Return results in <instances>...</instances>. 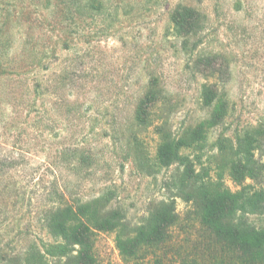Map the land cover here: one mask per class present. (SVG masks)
<instances>
[{"label": "rangeland", "instance_id": "1", "mask_svg": "<svg viewBox=\"0 0 264 264\" xmlns=\"http://www.w3.org/2000/svg\"><path fill=\"white\" fill-rule=\"evenodd\" d=\"M205 84L227 109L222 122ZM201 123L213 168L219 141L264 132V0H0V264H24L34 244L53 264L45 220L57 206L109 193L131 225L143 222L176 193V165L156 163L161 129ZM257 156L264 163V147ZM176 201L184 218L191 203ZM247 217L264 226V212ZM191 224L178 226L166 264L192 253ZM96 248L102 264H128L114 232Z\"/></svg>", "mask_w": 264, "mask_h": 264}, {"label": "trees", "instance_id": "2", "mask_svg": "<svg viewBox=\"0 0 264 264\" xmlns=\"http://www.w3.org/2000/svg\"><path fill=\"white\" fill-rule=\"evenodd\" d=\"M213 60L214 56L199 58L215 72ZM202 92L206 102L213 105L215 119L222 122L227 109L218 92L208 84ZM203 123L179 136L161 129L156 163L162 168L176 165L171 176L176 193L153 202L140 224L131 225L126 213L111 205L109 193L86 203L49 210L45 221L55 239L51 246L53 264H102L96 252L100 232L115 233L116 246L128 264H166L174 233L183 219L194 223L190 228L196 226L199 230L192 253L172 264H264V226L257 227L247 217L264 212V185L255 187L248 182L260 183L258 180L264 177V163L257 156L264 147L263 129L240 131L235 146L219 141L215 155L218 161L213 168L202 162L207 140ZM226 174L237 190L226 184ZM177 196L188 198L191 203L184 218L177 210ZM175 256L173 252L169 259L173 261ZM46 258L47 254L34 244L25 253L24 264H48Z\"/></svg>", "mask_w": 264, "mask_h": 264}]
</instances>
